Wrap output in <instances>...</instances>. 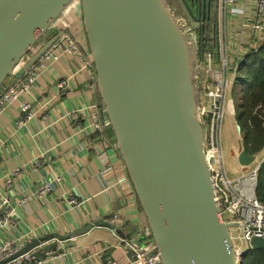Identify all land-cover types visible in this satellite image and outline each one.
<instances>
[{
    "label": "water",
    "instance_id": "obj_1",
    "mask_svg": "<svg viewBox=\"0 0 264 264\" xmlns=\"http://www.w3.org/2000/svg\"><path fill=\"white\" fill-rule=\"evenodd\" d=\"M184 27L165 0H0V92L68 34L93 61L103 131L112 129L125 162L145 223L142 240L153 239L150 248L138 246L157 252V264H241L231 235L239 223L220 217L205 153L199 25L191 38ZM228 108L235 114L233 99ZM237 159L247 167L256 156L243 147ZM89 226L33 239L0 264L30 249L38 259L52 249L62 254L66 246L51 240ZM251 244L264 249V237Z\"/></svg>",
    "mask_w": 264,
    "mask_h": 264
},
{
    "label": "crops",
    "instance_id": "obj_2",
    "mask_svg": "<svg viewBox=\"0 0 264 264\" xmlns=\"http://www.w3.org/2000/svg\"><path fill=\"white\" fill-rule=\"evenodd\" d=\"M256 1L239 0L236 8L240 14L224 13L221 8L218 12L214 37L219 52L225 47L231 64L247 53L255 39L252 21ZM82 41L85 43L84 38ZM43 63L45 71L33 94L24 97L31 103L33 117L24 118L15 103L0 118V180L5 184L4 179L20 169L13 176L14 182L5 185L16 197L33 193L46 181L53 189L42 197L33 195L21 207L19 225L8 236L25 232L34 239L56 234L66 237L93 225L88 232L68 240H51L66 246L64 252L56 255L52 249L36 264H127L122 238L135 239L146 248L153 246V239L149 235L142 240L145 223L131 181L130 186L122 181L129 175L112 129L108 127L104 132L92 128L89 106L99 104L95 71L81 69V58L73 54ZM67 77L69 85L61 90L58 84ZM233 101L236 105V97ZM227 115L232 116L230 121L235 122L240 136L236 117ZM240 143L237 152L244 147V141ZM242 172L240 167L228 174L237 177ZM55 176L62 177V181L57 184ZM73 196L77 201L70 203ZM114 213L123 218L122 224L112 221ZM105 223L115 225L117 230Z\"/></svg>",
    "mask_w": 264,
    "mask_h": 264
},
{
    "label": "built area",
    "instance_id": "obj_3",
    "mask_svg": "<svg viewBox=\"0 0 264 264\" xmlns=\"http://www.w3.org/2000/svg\"><path fill=\"white\" fill-rule=\"evenodd\" d=\"M239 0H220L222 12H230L231 14H240L236 4ZM254 30L253 42L249 45L247 53L251 49H255L264 41V0H257L255 7V16L252 21ZM40 45V43H38ZM37 46V45H36ZM246 53V54H247ZM33 54V53H32ZM32 54H28L19 60L13 72L23 67ZM64 54H73L79 56L83 62L81 69H94L92 59L86 55L68 35L58 39L49 50L40 58L36 64L30 67L25 74L17 79L14 84L7 82L3 90L0 92V118L3 114L11 109L15 103L19 106V112L24 118L31 119V103L24 97L33 94V88L38 82L39 77L45 71L44 60H59ZM244 54L238 57L234 64L230 63L225 47L223 52H218V56L214 52L205 54L207 74L202 80L204 83V94L206 100L203 99L201 90V119L205 129V153L210 164L212 177L215 188V200L220 207V217L222 221H231L239 223L238 226L231 229L232 240L235 251L239 260L242 261V254L252 249V239L254 237H264V203L257 197L256 189L258 184V174L261 164L264 162L262 158L258 163L250 169L242 172L237 177H231L226 171L224 163V154L222 146V134L225 116L228 112L227 101L230 95L236 92L238 87L241 92L239 102L242 100L244 86L240 82L242 73L240 67L245 62L247 56ZM80 69V70H81ZM12 72V73H13ZM69 77L60 80L58 87L64 90L69 85ZM200 81V88L202 84ZM60 92V90H59ZM235 97V95H233ZM232 96V97H233ZM231 99H234V97ZM92 110V128L94 131H102V121L99 114L97 104L90 105ZM255 111H260V116L264 121V107L257 105ZM78 110L76 111V114ZM256 158L258 154L255 155ZM39 165V162H36ZM20 169H16L10 173L4 180L3 184L0 180V262L12 257L28 243L34 239L32 234L22 232L16 237H9L8 234L12 230H16L19 221V211L23 205L28 203L33 195L44 196L45 193L53 189L51 182L46 181L36 188L33 193L16 197L14 193H10L6 186H10L14 180L13 176L18 174ZM54 181L58 184L62 181V177L55 176ZM122 181L130 184V178L124 176ZM132 186V185H131ZM70 203L77 201L76 197L69 199ZM112 221L122 224L123 218L119 214L114 213ZM122 246L128 256L127 264H157L160 263V255L157 252L150 254L146 250L140 248L135 239L122 238ZM40 259L34 255V250L30 249L19 256L11 259L3 264H36ZM109 264H117L110 262Z\"/></svg>",
    "mask_w": 264,
    "mask_h": 264
},
{
    "label": "trees",
    "instance_id": "obj_4",
    "mask_svg": "<svg viewBox=\"0 0 264 264\" xmlns=\"http://www.w3.org/2000/svg\"><path fill=\"white\" fill-rule=\"evenodd\" d=\"M199 35L201 57H204L206 52L218 48L211 24L202 34L199 31ZM38 48L39 44L35 46L32 53ZM246 56L245 62L240 67L242 73L240 82L244 90L242 100L236 107V120L243 133L245 149L250 155H256L264 148V121L260 111H255L259 104L264 107V41L259 47L251 49ZM256 194L264 203V162L259 169ZM241 264H264V249L248 250L242 257Z\"/></svg>",
    "mask_w": 264,
    "mask_h": 264
},
{
    "label": "rangeland",
    "instance_id": "obj_5",
    "mask_svg": "<svg viewBox=\"0 0 264 264\" xmlns=\"http://www.w3.org/2000/svg\"><path fill=\"white\" fill-rule=\"evenodd\" d=\"M219 1V7H220V0ZM168 8L170 9V11L173 13V15L175 16L176 20L184 25V31L186 33L189 34V38H191L193 36V34L195 35V31L196 29L193 27V19L191 16H189V12L186 8V6L184 4H182V2L180 0H165ZM221 8V7H220ZM197 34V32H196ZM217 44L219 47V43L217 40ZM208 52H214L215 54H217L218 56V48L214 51H208ZM206 52V54L208 53ZM201 57V56H200ZM202 59L205 58V54L204 57H201ZM207 74V68H206V64L202 65V74H201V78L202 80L205 78ZM201 90L203 91L202 96L204 94V83L203 81H201ZM234 95V93L232 95L229 96L228 101H227V109H228V113L235 116L236 117V107L237 104L239 103V96L241 95V90L237 87L236 92H235V97H236V105H235V114L231 113V111L228 108V104L229 101L231 100L230 97H232ZM233 98V97H232ZM203 99L206 100L205 95L203 96ZM230 119L232 120V116L229 117V115L226 114L225 116V120H224V125H223V134H222V146H223V154H224V163H225V168L226 171H228L227 173H229L230 171H235L237 172V170H240V167L242 169V171H246L248 169H250L251 167H253L255 164L254 163H258L262 158H264V148L261 152L258 153L257 158L255 159L256 161L251 164L250 166H242L239 164L238 159H237V150L240 147L242 140H244L243 138V133L242 130L240 128V136H239V132L237 129V126L235 124L234 121H230ZM239 126V125H238ZM235 244V242L233 243Z\"/></svg>",
    "mask_w": 264,
    "mask_h": 264
},
{
    "label": "flooded vegetation",
    "instance_id": "obj_6",
    "mask_svg": "<svg viewBox=\"0 0 264 264\" xmlns=\"http://www.w3.org/2000/svg\"><path fill=\"white\" fill-rule=\"evenodd\" d=\"M184 4L189 12V16L192 17L193 23L199 25L198 31L204 32V30L210 26L212 27L213 34L215 31L216 22L218 20V12L220 11L218 0H206L210 1V7L204 6L203 0H187L189 2L192 11L187 7L185 0H180ZM196 16V18H194Z\"/></svg>",
    "mask_w": 264,
    "mask_h": 264
},
{
    "label": "bare ground",
    "instance_id": "obj_7",
    "mask_svg": "<svg viewBox=\"0 0 264 264\" xmlns=\"http://www.w3.org/2000/svg\"><path fill=\"white\" fill-rule=\"evenodd\" d=\"M74 9V6L70 8V11H72ZM239 127V126H238ZM240 130V127H239ZM254 163V162H253ZM247 252V251H246ZM241 260V259H240Z\"/></svg>",
    "mask_w": 264,
    "mask_h": 264
}]
</instances>
